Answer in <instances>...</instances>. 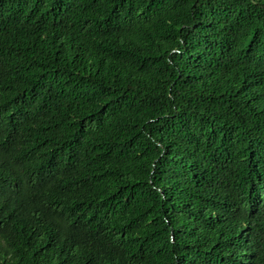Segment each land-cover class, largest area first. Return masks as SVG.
Listing matches in <instances>:
<instances>
[{
    "label": "trees",
    "instance_id": "1",
    "mask_svg": "<svg viewBox=\"0 0 264 264\" xmlns=\"http://www.w3.org/2000/svg\"><path fill=\"white\" fill-rule=\"evenodd\" d=\"M0 264H264V0H0Z\"/></svg>",
    "mask_w": 264,
    "mask_h": 264
}]
</instances>
